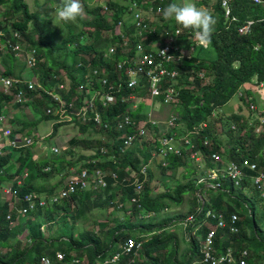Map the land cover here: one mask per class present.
<instances>
[{
  "label": "trees",
  "instance_id": "16d2710c",
  "mask_svg": "<svg viewBox=\"0 0 264 264\" xmlns=\"http://www.w3.org/2000/svg\"><path fill=\"white\" fill-rule=\"evenodd\" d=\"M147 2L157 8H163L166 0H130V2ZM196 1V5L205 6L216 18L215 31L212 35L210 45L201 46L195 39L191 30L183 29L180 25H169L161 23L150 27L155 30L154 34H148V42L164 44L177 31L175 44L179 51L191 49L195 50L189 57L184 56L177 64L170 68L179 72L181 88L176 104L172 105L175 111L180 115V122L184 124L186 131L191 130L195 125L202 122L209 124L208 128L203 129L199 134L193 137L195 148H182L181 154L168 153L165 158L168 166L163 167V158L152 156L151 151L155 149L153 145L135 144L131 149L123 154L120 147L134 129L130 126L126 131L101 130L102 135H108V140L103 142L102 138L97 139L98 147L96 155L80 156L76 162L67 159L62 160L37 161L33 151V146L9 147L6 153L0 155V185L3 182L4 175L15 176L24 179L21 186L13 184L14 194L24 197L26 194L45 193L54 195L57 192V186L51 188H40L36 185L38 181H47L51 177L64 175L65 172L77 167L79 169L111 170L118 173L120 183L125 191L120 200V205L115 204L112 198L115 194L113 189L115 182L108 179V187L104 192L109 195L108 199H113L110 203L116 208L127 212V206L132 205L131 212H127L126 222L116 221V227H109L107 222H95L92 229H78V223L88 222L87 217L91 212L89 202L92 200L93 193H81L73 196L60 204L31 214L29 220H20L21 216L17 210L10 211L12 219L8 220L9 204L7 200H0V264H42L46 257L56 258L58 252H64L67 261L87 260V264H96L98 260L115 255L121 245L129 239L134 238L143 243L142 250L136 255V252L129 257L125 256L118 264H194L202 260L201 245L210 230H216L215 248L218 253L226 252L228 248H233L235 253L241 250H248L249 264H264V197L262 192L254 185L253 172H247L250 176L244 179L240 187H235L232 182L223 181L221 188L213 187L210 181L199 182L195 178L197 173L196 160L191 158L194 150L198 151L205 159L207 170L213 168L209 160V155L213 153L221 154L225 159L231 161H241L245 158H251L257 161L264 171V127L258 135L251 129L246 132L248 122L242 123L245 119L243 112H234L228 118L219 114L220 108L237 95L245 84L254 81H264V5H257L251 0H233L232 17H226V11L223 8L221 0ZM59 5L61 0H58ZM0 7L5 8L2 18H5L0 24L2 37L9 36L12 32L9 27L20 30L28 40H32L33 35H38L39 39L35 42L40 49V62L36 67L35 76L43 84L49 85V80L54 73L60 74L67 72V78L72 80L73 85L69 91L63 92L66 100H71L75 96L74 89L76 85L84 82L82 78L89 70L108 68V78L110 83L116 85L117 102L113 104L107 113L108 119L114 121L130 114L137 121L145 118L146 115L141 112L145 98H148L146 85H140L135 89L128 87V77L123 75L124 84L120 87V74L116 71V60H122L123 55L118 50L116 56L105 57L111 45L117 44L121 48L123 37L116 35L117 26L121 21L125 22V15L128 7L123 4L108 0L107 5L97 6L95 8H85V15L78 19L80 26L62 22L66 27V32H58L52 26V14L58 9V6L49 7L44 5V10L32 12L27 0H0ZM108 7L114 15L111 17ZM92 17V20L85 19ZM85 17V18H84ZM237 18L234 21L233 18ZM43 18V19H42ZM254 21V26L250 33L240 34V29L247 22ZM85 27L93 29L92 34L83 30ZM103 32L114 33L111 38L101 39ZM124 32L132 35L131 45H136L139 38L133 37L135 28L133 25L125 23ZM7 33V34H4ZM59 33H62L60 35ZM59 35L61 40L58 41ZM63 37V38H62ZM100 38V39H99ZM77 45L74 48L71 45ZM194 46V47H193ZM73 55L71 66H68V56ZM14 54L0 53V65L3 71L0 76L17 78L22 74L16 71L17 63ZM82 63L83 68L77 69L78 64ZM117 79V80H116ZM63 82L68 83L64 78ZM55 84L56 82H52ZM24 88V87H23ZM26 88V87H25ZM95 89L98 86H94ZM15 91H18L15 89ZM243 97L248 101H257L255 96L247 89ZM66 95V96H65ZM135 96L131 99V96ZM67 97V98H66ZM33 107L41 115L34 121L27 119L20 122L23 125L21 131H12L9 133V139L14 140L16 136L22 134V130L35 127L42 120H54L56 116L48 114L47 108L53 104L52 99L46 95L39 97L37 95ZM142 99L137 111H130L129 108L134 104V100ZM144 98V99H143ZM159 100V99H158ZM160 100H162L160 98ZM247 101V102H248ZM14 104L12 95H6L0 90V110L8 108ZM32 105V104H31ZM18 106H22L19 104ZM7 111V110H6ZM218 112V117L214 116ZM226 121H225V120ZM6 123L18 122L16 118L6 117ZM179 122V123H180ZM79 132L84 135L90 128H96L93 123L84 124L75 121ZM231 123L238 124L237 130L231 129ZM69 122H55L54 132L57 134L60 127ZM12 126V125H10ZM170 130L168 134H174ZM227 136L223 139L221 134ZM210 138L211 147L203 144L204 138ZM79 140V139H78ZM77 139H69L70 156L73 154V145L78 144ZM86 144H91L92 140H82ZM113 142L112 144H110ZM157 145V140L155 141ZM102 146L109 148V154L102 157ZM19 150L20 156L14 161V151ZM4 151V150H3ZM66 153V151H65ZM95 161V162H94ZM148 164V178L144 182L141 192H136V186L130 173H138L142 165ZM161 170V174L170 171L173 176L178 174L180 168H184L183 178L186 183H178L174 186L164 185L163 191L158 193L154 185V173L150 170L151 165ZM195 164V165H194ZM16 172L12 174L13 167ZM193 166V167H192ZM50 169V171H47ZM131 170V171H130ZM253 173V174H252ZM3 175V176H2ZM252 175V176H251ZM144 181L143 176L139 175ZM126 179V181H124ZM63 182V181H62ZM64 183V182H63ZM244 191L250 194H245ZM88 194V195H87ZM194 194V207L192 216L194 222L182 225L186 230L188 239L184 241L189 245L188 252L183 255L185 260L181 262L178 258L179 244L174 233L170 232L169 226H176L180 220L176 217L166 216L160 219L159 215L172 206L180 207L185 200V196ZM207 196V197H206ZM136 198V202H133ZM103 203L101 198H99ZM109 203V202H108ZM103 207L102 205L96 206ZM208 211L221 213L229 222L232 214H237L240 218L237 223L238 233H231L230 228L225 230L216 229V222L208 219L205 215ZM148 216L146 222H139L138 216ZM133 217L132 220L130 217ZM136 216V217H135ZM29 217V216H28ZM32 218V219H31ZM184 220V219H183ZM48 222L53 226L51 235L46 236ZM168 223V224H167ZM14 225V226H13ZM197 225V229H195ZM95 226L99 230H95ZM215 228V229H214ZM169 230V231H168ZM24 236L25 241L20 237ZM198 235L201 238H198ZM56 236H59L56 238ZM59 245L56 247L55 243ZM168 251H170L168 253ZM136 255V256H135ZM132 256V257H131ZM133 258V259H132ZM78 264H84L82 262Z\"/></svg>",
  "mask_w": 264,
  "mask_h": 264
},
{
  "label": "built area",
  "instance_id": "2783aa9c",
  "mask_svg": "<svg viewBox=\"0 0 264 264\" xmlns=\"http://www.w3.org/2000/svg\"><path fill=\"white\" fill-rule=\"evenodd\" d=\"M202 1V0H196ZM257 5H264V0H251ZM223 8L226 11V17H232V2L233 0H221ZM110 13V9L105 7ZM162 8L159 7L157 10L152 6L151 12L161 13ZM130 15L132 16V25L135 28V34L133 37L139 38L136 45H131L129 34L124 32L125 22L121 21L117 26L116 35L123 37V43L121 48H118L117 44H113L105 53V57L116 56L118 50L124 56L122 60H116L115 65L116 71L120 74V87L124 84L123 75L128 77V87L135 89L139 85H146L148 98L159 99L158 101L164 104L174 105L178 99L180 84V74L177 70L170 68L173 64H178L183 56L191 55L195 50L193 48L180 51L181 54L177 55L179 51L175 44L176 38L180 35L181 31L177 30L167 42L162 45L155 46L154 42H148L144 45L143 42L147 40L148 34H154L155 30L150 27L143 16V9L139 2H132L128 8ZM5 8L0 7V19L4 14ZM234 21L237 18H233ZM254 21H249L247 24L240 29V34L246 35L251 32L254 25ZM122 30V31H121ZM120 32V33H118ZM0 35H3V31L0 30ZM132 37V35H130ZM20 32H17L15 36H5L4 40H0V53L14 54L17 60L25 61L26 67L30 70H34L38 62V51L36 48L31 47L28 41L20 39ZM199 44V43H198ZM200 45V44H199ZM191 52V53H188ZM83 64H78L77 69H82ZM108 68L103 67L102 69L89 70L83 75L84 82L76 85L74 92L76 93L71 100H66L63 96V92L69 91L73 85L72 80L67 78V72L62 71L60 74L54 73L53 77L49 80V85L43 84L39 79L37 81L27 80L25 77L9 78L0 76V86L2 92L6 95H12L14 101L17 104L23 106L33 104L36 101L37 95L42 97L46 95L52 99L53 104L47 108V113L56 116L57 122H69L75 123V121L82 122L84 124L93 123L99 129L111 131L113 129L117 131H126L127 127L130 126L134 129L129 134L124 144L120 147L123 154H126L135 144L141 145L143 141L147 139L149 132L155 133V129L159 126V120L153 119L152 114L149 112L145 118L137 121L132 118L130 114L125 115L121 119L111 121L107 117V110L117 102L116 85L110 83L108 78ZM66 79L68 83L63 82ZM56 82L53 84L52 82ZM256 84L259 88L264 89V81L256 80ZM98 88L95 89L94 86ZM24 87V89H23ZM26 87V88H25ZM17 89L18 91H15ZM135 96H131L134 99ZM160 98L162 100H160ZM249 106L252 112L257 117L250 120L252 128L256 134H260L264 127V103L258 105L253 100L249 101ZM133 107L135 104L132 105ZM133 107L129 108L132 111ZM4 109V108H3ZM216 116V114H214ZM6 119L4 112L0 113L1 123V139H5L12 132L9 127H2ZM178 117L174 114L171 115L169 120H165L168 125V130H174ZM246 120L243 119L242 123ZM153 127V129L151 127ZM207 122L199 123L195 125L191 130H187L185 135H178L175 131L174 134L162 133L157 138V146L153 151V156L163 158L162 166L167 167L168 163L165 158L168 153H174L176 155L181 154L182 148L192 149L195 148L193 137L203 129L208 128ZM238 124L232 123L231 129L237 130ZM176 134V135H175ZM175 135V136H174ZM8 138V137H7ZM180 139V141H178ZM177 140V141H176ZM144 141V142H145ZM2 142V141H1ZM0 142V143H1ZM5 142V140L3 141ZM35 143L33 137H22L14 140L7 139L6 144L0 145L1 149L5 147H20V146H31ZM210 138H204L203 144L208 148L212 146ZM55 153H59L60 148L54 147ZM102 156L109 154V149H101ZM191 158L195 159L196 162L204 163V157L194 150L191 154ZM209 160L213 164V168L209 170L208 176L203 179H199V182L210 181L213 187L221 188L223 181H229L234 183L235 187H240L244 179L248 178L247 172H253L254 185L262 192L264 197V171L260 164L251 159L245 158L241 161H230L223 163L221 155L219 153H213L209 155ZM95 162V161H94ZM148 164L142 165L138 173H130V177L134 180L133 184L136 186V192L139 194L142 190L144 182L148 178ZM74 169V168H73ZM71 169V170H73ZM50 171V169H47ZM2 171H0V174ZM139 175L143 176L142 181ZM67 176V174H66ZM62 175L64 186L63 189L54 195L49 194H27L24 197H19L14 194L13 185L1 187L0 191L4 195H10L8 200L9 213L7 219H12L10 211L17 210L21 217H28L29 215L40 211L41 209H47L54 205L60 204L68 199H71L77 194H85L88 192H97L101 189L108 187V179H113L115 182H120L118 173L111 170L94 169L88 171L87 169H78L66 177ZM126 181V179L124 180ZM136 198H133V202H136ZM208 219L216 222L215 228L225 230L230 228L231 233H238L239 228L237 223L240 218L237 214L230 216L229 222L224 218V215L217 214L214 211L207 212ZM189 222V220H188ZM191 222H194L192 216ZM187 226V222L184 224ZM214 228V229H215ZM216 230H210L206 238L202 241L201 254L202 260L194 264H212L213 260L217 264H249L248 250H241L235 253L233 248H228L226 252L218 253L215 248ZM143 243L136 241L134 238L129 239L125 244L121 245V249L112 256L98 260L96 264H118L122 261L125 256H130L136 252V255L142 250ZM84 262V260H72L67 261V256L64 252H58L56 258L53 260L51 257H46L42 264H78Z\"/></svg>",
  "mask_w": 264,
  "mask_h": 264
},
{
  "label": "rangeland",
  "instance_id": "374dc122",
  "mask_svg": "<svg viewBox=\"0 0 264 264\" xmlns=\"http://www.w3.org/2000/svg\"><path fill=\"white\" fill-rule=\"evenodd\" d=\"M113 1H117L121 4H123L124 6H127L129 8L131 2L130 0H113ZM27 2L30 5L31 11L32 12H39V11H43L44 10V5H48L49 7H54L55 5L58 6L59 8V3L58 0H27ZM108 0H81V3L83 5L84 8V12H83V16L85 15V8L89 7V8H95L97 6H105L107 5ZM182 3L183 0H166V5L164 7H166L169 3ZM194 2H196V0H194ZM215 3V0L211 1L210 4L213 5ZM141 8L143 9V16L145 18V20L147 21V23L151 26L153 25H159L161 23H168L169 25H175V21L174 20H165L163 18L162 12L160 14L158 13H154L151 12V8L152 5L147 3V2H142L140 3ZM163 7V8H164ZM200 8L203 9H207L205 6H198ZM208 10V9H207ZM56 12H53L52 14V26L53 28H55V30H57L58 32H66V27L65 25L62 23L61 20H59L56 16ZM109 15L111 17H113L114 12L111 11L109 13ZM85 18V17H84ZM5 18H1L0 19V24H2L3 20ZM85 19L87 20H92V17H86ZM132 16L130 15L129 10H127V14L125 15V23H127L128 25H132ZM75 25H78V27L80 26V23L76 22H69ZM153 24V25H152ZM178 25V24H176ZM10 30H12V34L15 36V34L19 31L17 29H14L13 27H9ZM83 30L85 32H87L88 34H92L93 29L90 27H85L83 28ZM122 31V30H121ZM20 32V39L28 41V39L24 36L22 31ZM120 33V32H118ZM60 35H62V33H59ZM114 33H110V32H103V34L101 35V39L104 41L105 38H111ZM130 38L131 36L128 35ZM57 40L60 41L61 38L60 36L56 34ZM63 38V37H62ZM39 36L38 35H33L32 40H29V45L31 47H34L37 49L38 51V62L37 65L40 62V49L37 47V45L35 44L36 41H38ZM100 39V38H99ZM168 41V40H167ZM77 45H71L72 48H74ZM191 53V52H188ZM194 53V52H192ZM190 54H188L187 57H189ZM15 57V56H14ZM72 57L73 55L68 56L67 59V63L68 66H71V62H72ZM17 60V59H16ZM13 63L16 65L15 61H13ZM21 63V64H19ZM36 65V67H37ZM17 68L16 71L19 72L20 74H22V77H25L27 80L30 81H37V76H35V70L36 67L34 68V70H30L26 67L25 61H21V60H17ZM0 72L3 71V67L0 68ZM252 87V86H250ZM249 86H246L245 88H243L237 95H235L234 97H232L230 99L229 102H227L226 104H224L220 110H219V114H222L223 117L228 118L231 114H233L234 112H238L241 113V111L243 112V115H245V120L246 122H248V126L246 127L245 131L248 132L250 129L251 131H253L252 125L250 124V120L251 119H255L257 117V115L252 112V110L250 109L249 106V101L246 100L243 95L244 92L246 91V89L250 88ZM0 90H2V87L0 86ZM245 90V91H243ZM253 95L254 94H259V100H257V97L255 96V99L257 101L256 102L258 105H261L264 103V90L262 88H257L254 87L251 91H250ZM157 99H152V98H145V101H149V103H153L151 107L148 106H144L142 105V109L141 112L142 113H146L148 114L149 112L152 114V118L153 119H158L160 122V125L155 133L152 132V134L149 132L146 141L144 142L145 144H147L148 147H151V145H153V147L155 148L157 145H155V141L157 140V138L163 133L169 132L170 130H168V125L165 123V120H169L171 118V115L174 114L176 117H178L177 121H176V128L174 129V131L177 132L178 135H185L186 134V128L184 126V124H182V122H180V115L175 111L174 106L170 105V104H164L159 102H156ZM134 103H137L134 107H133V111H137L138 110V103L140 104L142 99L138 98L137 100H134ZM248 101V102H247ZM158 103L164 104V105H158ZM159 107V108H156ZM16 109V108H15ZM25 110V112H24ZM18 114H26L29 115L31 117L30 120H35L36 117H40L41 115L35 110V108L33 107V104H29V105H25L23 106V108L21 110H16L15 111ZM218 112L216 111V118L218 117ZM34 115V116H32ZM33 117V118H32ZM35 117V118H34ZM224 119V120H225ZM226 121V120H225ZM180 122V123H179ZM232 124V123H231ZM10 127H13L14 129H16L15 131H21L20 129H23V125H21L19 122H15L14 124L10 123ZM19 126V128H18ZM21 126V128H20ZM151 127V126H150ZM153 129V127H151ZM263 130V129H262ZM54 132V120H42L39 123L36 124L35 127H30L27 130H22V134L19 135H24L26 137H33L35 139V143L33 144V151L35 154V158L37 161H47V160H62L65 158V156H67V159H71L72 162H76L80 156H91V155H96L97 151H98V147L102 144H97V139L102 138L103 142L108 140V135H102L104 133H101V130L99 128H90L87 132L83 134H81L79 132L78 129V125L77 123H69V124H64L63 126L60 127L59 132L55 135L53 134ZM176 135V134H175ZM174 135V136H175ZM224 133L221 134V137L223 139H227V136H224ZM73 138V139H79L78 144L73 145V154L70 156V154H68V150H69V139ZM92 140L91 144H86L84 142H81L82 140ZM109 141V140H108ZM177 141V140H176ZM180 141V139L178 140ZM181 142V141H180ZM113 142H111L110 144H112ZM144 143H142L141 145L143 146ZM58 146L60 148L59 153H55L54 147ZM104 148H107V146H102ZM109 149V148H107ZM66 151V153H65ZM153 151H155V149H152L151 154L153 153ZM221 155V154H220ZM153 156V154H152ZM103 157V156H102ZM221 160L223 161V163H228L231 160H227L225 159L222 155H221ZM160 158V157H158ZM195 165V164H194ZM196 169H197V173L195 174V178L198 179H203L205 176H208L209 174V170H207L205 163H199L196 162ZM81 167V164L77 165V167H75L73 170H69L67 172H65V176L67 174V176H70L71 173H73L74 171L78 170ZM193 167V166H192ZM150 170L154 173V185L155 188L157 189V192L155 191V193H158L160 191H163L164 185H169V186H174L175 184L178 183H186L187 180H185L183 178V175L185 174L184 172V168H180L178 170V174L176 176H173L171 174L170 171H166L165 174H161V170H159L157 167H154L153 164L151 165ZM66 176V177H67ZM62 175L59 176H54L51 177V179L47 180V181H40L39 186L40 188H48V185L51 184L52 180L55 181V185H51L52 186H57V192H59L60 190H62ZM57 180V182H56ZM49 189V188H48ZM93 193L92 196V200L91 202H89V206H91V212L88 214L87 220L88 222L85 221V223L79 222L78 223V229H92V225L95 222H107L109 227H116L117 226V222L118 220H122V222H126L125 218L127 217V212H131L132 209V205L127 206V212H124L123 209L120 208H116L113 205H111L110 203L114 202L113 199L115 200V204L116 205H120V200L122 198V196H124L125 191L123 190V186L120 182L115 183L114 189H113V193L115 194L114 196H112L113 199H108L109 195L107 193L104 192V189H101L97 192H91ZM245 194H250L247 191H244ZM39 194V193H38ZM45 194V193H43ZM10 198V195H8ZM207 197V196H206ZM99 198H101L103 201L105 200V202L107 203H103L101 200H99ZM193 198H194V194H188L185 196V200L184 203L180 206V207H176V206H172L171 209L164 211L163 213H161V215H159L160 219H164L166 216H170V217H176V219H182L180 220V222L176 225L173 226V224H171L169 227L170 232L174 233L178 244H179V254H178V258L181 262H183L185 260V257H182L183 255H185L188 252V248L189 245H187L184 241L185 238L188 239V235L186 230H184L182 225H179L182 221L184 222H188L191 221L192 219V211L194 209V207L192 206V202H193ZM109 202V203H108ZM98 205H102L103 207H98L96 208V206ZM207 214V213H206ZM205 214V215H206ZM31 217V215H29V217H21L20 220H29ZM136 217V216H135ZM132 220H134V218L131 216L130 217ZM32 219V218H31ZM184 219V220H183ZM147 220H149L148 216H138V221L139 222H146ZM168 224V223H167ZM50 225V223L46 222L45 226L48 228L47 229V233L46 236H50L51 235V228L53 227L48 226ZM14 226V225H13ZM186 228V226H185ZM195 229H197V225H195ZM95 230H99L97 226H95ZM168 230V231H169ZM59 236H56V238H58ZM23 241H25L24 236L22 235L20 237ZM198 238H201V236L198 235ZM56 247H58L59 243L56 242L55 243ZM170 251H168L169 253ZM84 264H87L88 261L84 260L83 262Z\"/></svg>",
  "mask_w": 264,
  "mask_h": 264
},
{
  "label": "clouds",
  "instance_id": "9594fccd",
  "mask_svg": "<svg viewBox=\"0 0 264 264\" xmlns=\"http://www.w3.org/2000/svg\"><path fill=\"white\" fill-rule=\"evenodd\" d=\"M160 11L165 20H174L183 29L191 30L201 46L211 44L217 23L216 18L209 10L197 7L194 0L169 3ZM83 12L81 0H61L56 16L65 23L76 22L82 18ZM205 264H207V259ZM212 264H217V262L213 260Z\"/></svg>",
  "mask_w": 264,
  "mask_h": 264
},
{
  "label": "crops",
  "instance_id": "0c3cea01",
  "mask_svg": "<svg viewBox=\"0 0 264 264\" xmlns=\"http://www.w3.org/2000/svg\"><path fill=\"white\" fill-rule=\"evenodd\" d=\"M156 45V47L158 46V45H161V44H157V43H155ZM17 64V63H16ZM19 64H21V63H19ZM0 68H1V65H0ZM1 70V69H0ZM246 86H252V87H250V88H248V90H252L254 87H257L258 88V86H257V84H256V79L254 80V81H252V82H250V83H247V84H245V86H244V88L246 87ZM243 91H245V90H243ZM246 91H247V89H246ZM254 96H256L257 97V100H259V94H254ZM144 99V98H143ZM147 99V98H146ZM156 102H158L157 100H156ZM135 105L137 104V103H134ZM141 104V103H140ZM140 104L138 103V105H137V107H139L140 106ZM153 104V103H152ZM151 103H149V101L147 102V101H144L143 102V105L146 107V106H148V107H151V106H153ZM19 104H16V102L14 101V104L13 105H10L8 108H5L6 110H4L3 108L0 110V113L1 112H4L5 113V115H6V117H10V118H16L17 119V121L19 122V123H23V122H20V121H22V120H25V121H27V119H31V117L29 116V115H26V114H18V113H16L15 111L16 110H21L23 107L22 106H18ZM158 105H164V104H161V103H158ZM131 107H133V106H131ZM16 108V109H15ZM156 108H159V107H156ZM133 111V110H132ZM24 112H25V110H24ZM242 112V111H241ZM145 115H146V113H144ZM32 116H34V115H32ZM33 118V117H32ZM35 118V117H34ZM39 117H36L35 119H38ZM34 121V120H33ZM56 121H54V123H55ZM160 125V124H159ZM0 127H1V123H0ZM2 127H9L10 129H12V131H15L16 129H14L13 127H10V125H9V123H6V120L4 121V123L2 124ZM161 127V126H160ZM159 126H158V128H160ZM18 128H19V126H18ZM20 128H21V126H20ZM157 128V129H158ZM157 129H155V130H157ZM0 130H1V128H0ZM27 130V129H26ZM1 137H2V135H1V132H0V145H4V144H6V141H7V139H8V141L10 140L9 139V135L7 136V137H5V142H3L4 140L3 139H1ZM16 137H18V138H20V137H22V135H17ZM9 147H7L6 145H5V147H3L2 149H1V154H3V153H6V149H8ZM4 150V151H3ZM14 161H16L17 160V158L20 156V154H19V150H16V151H14ZM36 159V158H35ZM13 167V166H12ZM16 172V169H14V167H13V170H12V174L13 173H15ZM3 176V175H2ZM2 180H3V182H1V187H6V186H10V185H13L14 183H17V185L18 186H21L22 184H23V182H24V179H20L19 178V176L18 175H15V176H9L8 174L7 175H4L3 177H2ZM62 181H63V178H62ZM61 181V183H62V188H63V186H64V183ZM40 181H38V182H36V185L39 187V183ZM56 182H57V180H56ZM53 183H55V181H53L52 180V182H51V184H49L48 185V188H51V185H55V184H53ZM36 194H38V193H36ZM39 194H43V193H39ZM9 200V196H7V195H4L1 191H0V200ZM7 200V201H8Z\"/></svg>",
  "mask_w": 264,
  "mask_h": 264
},
{
  "label": "bare ground",
  "instance_id": "6f19581e",
  "mask_svg": "<svg viewBox=\"0 0 264 264\" xmlns=\"http://www.w3.org/2000/svg\"><path fill=\"white\" fill-rule=\"evenodd\" d=\"M154 9H155V7H154ZM254 26V25H253ZM20 31V30H19ZM18 31V32H19ZM13 32V31H12ZM12 32H9V33H12ZM4 34H7V33H4ZM10 35V34H9ZM10 36H12V35H10ZM3 39H5L4 37H2ZM29 41V40H28ZM31 45V44H30ZM194 47V46H193ZM192 48V47H191ZM184 57V56H183ZM117 80V79H116ZM97 86V85H96ZM140 87H141V85H140ZM24 89V88H23ZM131 89V88H130ZM264 90V89H263ZM66 96V95H65ZM67 98V97H66ZM17 104V103H16ZM1 155V154H0ZM262 166V165H261ZM253 174V173H252ZM249 175V174H248ZM250 176V175H249ZM252 176V175H251ZM232 184H234V183H232ZM90 193V192H89ZM27 195V194H26ZM88 195V194H87ZM76 196V195H75ZM136 256V255H135ZM129 257V256H128ZM132 257V256H131ZM133 259V258H132ZM250 259V258H249ZM248 259V260H249ZM251 260V259H250Z\"/></svg>",
  "mask_w": 264,
  "mask_h": 264
}]
</instances>
